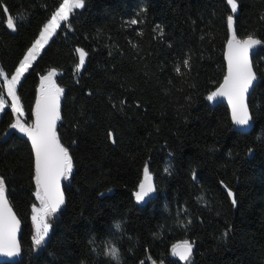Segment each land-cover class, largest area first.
<instances>
[{
    "label": "trees",
    "instance_id": "obj_1",
    "mask_svg": "<svg viewBox=\"0 0 264 264\" xmlns=\"http://www.w3.org/2000/svg\"><path fill=\"white\" fill-rule=\"evenodd\" d=\"M60 2L0 0L6 75ZM237 3L232 13L227 0H84L61 23L17 85L23 118L9 105L0 115V177L22 223V257L0 264H117L104 254L109 242L118 264H264V44L252 56L248 131L207 99L225 75L227 17L236 37L264 41V0ZM77 48L87 53L79 70ZM49 73L63 90L56 134L74 167L63 180L66 202L34 251L35 161L9 126L34 125ZM146 164L154 192L138 203ZM179 241L193 245L189 262L171 256Z\"/></svg>",
    "mask_w": 264,
    "mask_h": 264
},
{
    "label": "snow or ice",
    "instance_id": "obj_2",
    "mask_svg": "<svg viewBox=\"0 0 264 264\" xmlns=\"http://www.w3.org/2000/svg\"><path fill=\"white\" fill-rule=\"evenodd\" d=\"M231 11L236 13L238 10L237 0H227ZM84 6V0H61L58 7L52 13L51 17L43 26L39 38L35 40L31 47L27 49L23 58L15 68V74L8 82L7 91L11 96V110L13 113L23 114L19 97L16 95V85L24 77L25 73L31 68L32 62L39 54V50L47 44L49 38L61 27V23H69L70 15L75 9ZM7 12V9H5ZM131 24H137L138 20L133 19ZM229 28L233 27V16L227 17ZM7 27L10 30H16V22L9 15L7 17ZM264 44L258 38L250 35L247 39L240 41L236 39L235 33L228 42L227 52V75L223 83L216 91L211 92L207 99L213 101L218 97H226L231 106L232 120L236 125L247 126L251 117L249 107L245 102V97L257 80L254 71V65L250 60V50L256 46ZM79 63L77 69L84 65L87 53L82 48H77ZM184 67L189 68L188 59L184 61ZM178 74L181 73L180 66L176 68ZM3 75V72H0ZM54 73L42 78L40 95L36 100L34 111V125H26L17 120L12 123L10 129H16L26 135L31 141L35 156V184L36 191L34 196L40 202V207H32V220L35 222V234L33 236L34 247L42 246L50 232L49 218L61 210L65 204V195L61 190V180L70 179L73 172V158L69 149L64 146L56 134V122L60 119L59 115V96L62 89L51 84V77ZM48 81L49 86L45 87L44 82ZM5 111L4 100L0 98V112ZM111 136V133H109ZM6 180L0 177V255L6 257H15L21 254V246L17 240V232L20 228V221L9 207L5 195ZM138 191L134 193L137 202L144 201L150 193L154 191L152 176L146 164L143 170V180L138 185ZM229 197L233 193L228 191ZM235 204V199L232 200ZM115 227L119 230L120 224L117 222ZM193 245L184 241L180 245L173 246L172 254L177 256L183 262H189L192 256ZM104 254L112 260L119 262V249L109 242L105 247Z\"/></svg>",
    "mask_w": 264,
    "mask_h": 264
},
{
    "label": "water",
    "instance_id": "obj_3",
    "mask_svg": "<svg viewBox=\"0 0 264 264\" xmlns=\"http://www.w3.org/2000/svg\"><path fill=\"white\" fill-rule=\"evenodd\" d=\"M247 38H248V37H247ZM247 38H243V39H241V38L236 37V39H237V40H240V41H243V40H245V39H247ZM231 39H232V35L229 36V38H228V40H227V42H226V44H225V49H224V59H225V75H224V77L227 75V58H226V56H227V52H228V42H229V40H231ZM255 51H256V47H255L254 49L250 50V60H251V62H252V56H253V54L255 53ZM224 77H223L222 81L220 82V84L217 86V88H216L214 91H216V90L219 88V86L223 83V81H224ZM252 88H253V87H252ZM252 88L250 89L249 94H247L246 97H245V102L247 103V105H248V98H249V96H250V94H251V92H252ZM208 101H209V100H208ZM59 102H60V98H59ZM209 103H210L211 105H215V104H218V103H223V104H225L226 107H227L228 110H229V115H230V119H231L232 125H233V127H234L236 130H239V131H242V132H246V131H248V130L251 128V126H252V122H251V120H250V123H249L247 126H239V125H236V124L233 122V120H232V114H231V106L229 105L228 100H227L226 97H218V98H216V99L213 100V101H209ZM249 114H250V113H249ZM18 133H19V135H20L22 138H24V139L28 142V144H29V146H30V148H31L32 154H33L34 161H35L34 150H33V147H32V144H31V141L29 140V138H28L26 135L20 133L19 131H18ZM150 174H151V173H150ZM151 176H152V184H153V188H154V187H155V185H154V177H153L152 174H151ZM142 180H143V176H142V178H141V181H142ZM141 181H140V182H141ZM139 184H140V183H139ZM61 190L63 191V179L61 180ZM138 190H139V189H137V191H138ZM153 192H154V191H153ZM153 192L150 193L149 196L146 197L144 201H141V202H138V203H144V202H145V201H146V200H147V199L153 194ZM5 195H6V198H7V200H8L9 207L11 208L12 212L16 215V217L19 219V217L17 216L16 212L14 211V209H13V207H12V205H11L9 199H8V196H7V193H6V189H5ZM19 221H20V228H19V230H18V232H17V240H18V242H19V244H20V246H21V243H20V234H21V231H22V223H21V220H20V219H19ZM182 243H183V242L176 243V244H174L173 246H175V245H180V244H182ZM173 246H172V248H171V256H172V257H175V258H178L177 256H174V255L172 254ZM21 257H22V246H21V254H20V255L15 256V257H6V256H2V255H0V262H2V261L15 262V261H18ZM178 259H179V258H178Z\"/></svg>",
    "mask_w": 264,
    "mask_h": 264
},
{
    "label": "rangeland",
    "instance_id": "obj_4",
    "mask_svg": "<svg viewBox=\"0 0 264 264\" xmlns=\"http://www.w3.org/2000/svg\"><path fill=\"white\" fill-rule=\"evenodd\" d=\"M230 6V5H229ZM233 13V12H232ZM51 17V16H50ZM49 17V18H50ZM49 18H48V20H49ZM47 20V21H48ZM47 21L45 22V23H47ZM45 23L42 25V27H41V29H40V31H39V33H38V35H37V37L34 39V41L32 42V44L35 42V40H37L38 38H39V34H40V32L42 31V29H43V26L45 25ZM228 28H229V26H228ZM229 32H230V35L229 36H231V35H233V33H232V28L230 29L229 28ZM56 33V32H55ZM54 33V34H55ZM54 34L49 38V40L54 36ZM48 40V41H49ZM48 43V42H47ZM32 44L29 46V47H31L32 46ZM46 46V45H45ZM44 46V47H45ZM28 47V48H29ZM43 47V48H44ZM27 48V49H28ZM43 49H40L39 50V54H40V52L42 51ZM27 51V50H26ZM25 51V52H26ZM25 54V53H24ZM38 54V55H39ZM37 55V56H38ZM24 56V55H23ZM23 58V57H22ZM21 58V59H22ZM37 58V57H36ZM35 61V60H34ZM33 61V62H34ZM32 62V63H33ZM78 63H79V55H78ZM78 63H77V65H78ZM19 64V63H18ZM18 66V65H17ZM16 66V67H17ZM82 67V66H81ZM80 67V68H81ZM79 68V69H80ZM78 69V70H79ZM0 72H3V75H0V82H1V92H0V98H2L3 100H4V105L5 106H7V105H9V106H11V104H12V99H11V96H9V94H8V91H7V87H8V82L11 80V77H12V75H14L15 74V70L13 71V73L11 74V75H6L5 73H4V71L0 68ZM23 78V77H22ZM21 78V79H22ZM18 85V84H17ZM17 85H16V88H15V91H16V89H17ZM16 95H17V91H16ZM18 96V95H17ZM20 100V99H19ZM20 105H21V102H20ZM21 107H22V105H21ZM1 113L2 112H0V115H1ZM18 114V117H22L23 118V114L21 115V114H19V113H17ZM36 207H40V202L36 199L35 200V204H34ZM59 212V211H58ZM58 214V213H57ZM57 214H55L54 215V217L53 218H49V221H50V224H51V227H52V223H53V220H54V218H55V216L57 215ZM32 215H33V212H32ZM35 227H36V225H35V222L32 220V244H33V236H34V234H35ZM51 227H50V229H51ZM180 242H184V241H179V242H177V243H180ZM41 246H37V247H34V245H33V250L34 251H36V250H38L39 248H40ZM149 264H162L161 262H156V261H153V260H150L149 261Z\"/></svg>",
    "mask_w": 264,
    "mask_h": 264
}]
</instances>
